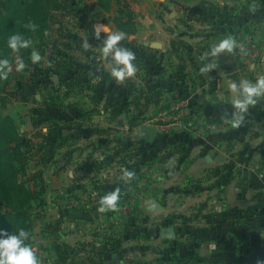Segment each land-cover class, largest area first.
<instances>
[{"label":"crops","instance_id":"1","mask_svg":"<svg viewBox=\"0 0 264 264\" xmlns=\"http://www.w3.org/2000/svg\"><path fill=\"white\" fill-rule=\"evenodd\" d=\"M242 1L134 0L135 28L122 30L120 45L135 53L138 70L123 83L111 77L103 57L89 67L72 64L67 73L56 66V84L81 82L84 94L96 101L89 110L74 102L72 114L82 121L74 129L82 138L70 139V154L56 153L49 182L59 195L54 207L71 215L59 220L70 228L61 241L86 259L76 264L264 259V99L233 128L232 101L239 93L228 87L264 76V62L234 53L206 55L225 36L253 37L264 46V0ZM208 62L217 67L201 73ZM180 100L201 129L168 134L156 128L155 143L138 140L151 126L142 125L144 120H154ZM134 119L138 125L127 138L124 123ZM125 170L134 174L130 180L122 178ZM116 188L117 209L100 212V197Z\"/></svg>","mask_w":264,"mask_h":264},{"label":"rangeland","instance_id":"2","mask_svg":"<svg viewBox=\"0 0 264 264\" xmlns=\"http://www.w3.org/2000/svg\"><path fill=\"white\" fill-rule=\"evenodd\" d=\"M133 3L134 0H41V36L31 35L27 38L32 41L29 48L11 50L5 55L10 60L11 70L6 79H0V229L28 231L26 242L41 264H76L86 260L85 256L71 252L69 242L61 241L63 235L70 236V228L69 225L61 227L59 220L62 215L67 219L71 215L69 210L54 207L59 195L49 182L54 176L56 153L70 154L74 145L70 144V139L82 138L77 135L78 129H74L78 127H74L76 123H82L72 114L75 105L89 110L88 106L96 101H92L90 94H84L81 82L56 84V66H63L67 73L72 64L89 67L90 63L101 59L107 33L101 31L97 38L96 26L107 25L111 31L130 33L136 24ZM26 4L31 7L34 3L29 0ZM226 4L225 1L222 5L223 11L229 8ZM29 13L30 10L23 11L26 21ZM6 16L1 2L0 23ZM21 24L22 16L13 27ZM7 25L11 27L9 22ZM33 49L42 56L37 64L30 60ZM17 57L25 61L26 68L22 72L15 70ZM81 94L83 97L79 99H70ZM74 102L77 103L74 105ZM59 105L60 109L56 108ZM82 119L86 123V118ZM110 122L118 124V118L113 117ZM124 124L132 128L138 125L130 124V120ZM52 158L47 166L46 160ZM70 198L69 194L63 196L66 206ZM109 264L118 263L113 260Z\"/></svg>","mask_w":264,"mask_h":264},{"label":"clouds","instance_id":"3","mask_svg":"<svg viewBox=\"0 0 264 264\" xmlns=\"http://www.w3.org/2000/svg\"><path fill=\"white\" fill-rule=\"evenodd\" d=\"M37 25L29 22L25 28L35 31ZM101 31L107 33L103 40L101 53L103 58L108 59L110 63V75L116 83H123L126 79L134 77L137 73L135 53L126 47L120 45L124 39L125 33L122 31H111L107 25H98L95 28V34L99 38ZM31 39L25 38L24 34L17 32L7 38V47L13 52L19 49H27L31 46ZM86 48L88 44L84 45ZM238 47L236 40L232 36H225L216 42L206 54L207 57H218L221 53L232 54ZM42 56L38 50L33 49L30 53V60L33 64L41 61ZM204 59V57H202ZM217 67L212 62L204 64L200 68L201 73L209 72ZM26 68L25 61L22 57L15 60V70L22 72ZM11 70L10 60L6 57L0 58V79H6ZM228 87L238 92L239 95L232 101L235 111L232 114L231 126L239 128L245 119L250 107L256 106L264 99V76L258 78L255 82L244 78L239 83L233 81ZM133 173L125 170L122 178L131 179ZM120 199V189L109 191L100 197V212L114 211L118 207ZM29 239V233L21 228L17 232H8L0 229V264H41L40 259L32 250L30 244L26 241ZM256 264H264V259H258Z\"/></svg>","mask_w":264,"mask_h":264},{"label":"built area","instance_id":"4","mask_svg":"<svg viewBox=\"0 0 264 264\" xmlns=\"http://www.w3.org/2000/svg\"><path fill=\"white\" fill-rule=\"evenodd\" d=\"M237 49L234 50V55L249 59L252 62L263 63L264 62V46L253 37L238 38ZM142 125H151L164 133H173L176 131H193L200 128V124L193 116L189 109L187 102L177 101L172 108L164 113H161L154 120L143 121ZM130 125L126 124L123 126L125 135H130L133 131Z\"/></svg>","mask_w":264,"mask_h":264},{"label":"trees","instance_id":"5","mask_svg":"<svg viewBox=\"0 0 264 264\" xmlns=\"http://www.w3.org/2000/svg\"><path fill=\"white\" fill-rule=\"evenodd\" d=\"M27 1L29 0H3L7 16L0 23V58L5 57V55H9L11 52V49L7 47V38L10 35L20 32L24 34L25 38H28L31 35L33 36L35 33L38 34L40 31L39 24L42 12V8L40 7L41 0H31L34 3L31 7L28 5L29 2L26 4ZM26 9L31 11V13H29L30 18L28 17L29 20L27 21L24 19L25 15H23V11L25 12ZM21 16L22 24L13 27V25H18ZM30 21L38 25L35 31L25 28V25ZM8 22L10 23L11 27H8ZM135 123H137L136 119L130 121V124L132 125Z\"/></svg>","mask_w":264,"mask_h":264},{"label":"water","instance_id":"6","mask_svg":"<svg viewBox=\"0 0 264 264\" xmlns=\"http://www.w3.org/2000/svg\"><path fill=\"white\" fill-rule=\"evenodd\" d=\"M138 140L145 141V142H148L151 144L155 143V141H156V128L154 126L144 127L138 136Z\"/></svg>","mask_w":264,"mask_h":264}]
</instances>
